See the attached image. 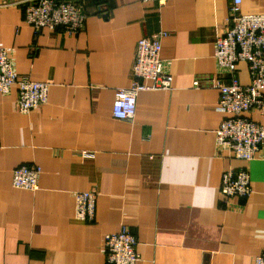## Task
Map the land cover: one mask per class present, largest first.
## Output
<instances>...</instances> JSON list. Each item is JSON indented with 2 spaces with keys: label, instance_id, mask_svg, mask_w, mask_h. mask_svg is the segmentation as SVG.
Returning a JSON list of instances; mask_svg holds the SVG:
<instances>
[{
  "label": "crops",
  "instance_id": "obj_1",
  "mask_svg": "<svg viewBox=\"0 0 264 264\" xmlns=\"http://www.w3.org/2000/svg\"><path fill=\"white\" fill-rule=\"evenodd\" d=\"M25 1L0 0V47L18 75L50 91L30 114L17 107V85L0 94V264H107L105 236L123 225L138 264H254L264 249V147L248 164L216 147L226 114L211 80L232 0H78L88 19L76 35L35 33ZM241 12L264 13V0H243ZM161 31L172 87L140 92L135 120H118L115 91L133 80L137 43ZM236 76L250 83L246 63ZM249 117L264 125L259 111ZM22 165L41 167L37 191L13 185ZM242 167L253 193L226 203L223 172ZM86 190L97 200L84 223L75 195Z\"/></svg>",
  "mask_w": 264,
  "mask_h": 264
},
{
  "label": "built area",
  "instance_id": "obj_2",
  "mask_svg": "<svg viewBox=\"0 0 264 264\" xmlns=\"http://www.w3.org/2000/svg\"><path fill=\"white\" fill-rule=\"evenodd\" d=\"M153 1L160 7L170 0ZM243 0H232L230 17L224 33L216 38L215 58L219 72L212 77L211 87L220 92L219 109L226 114L216 131L217 149H227L234 159L250 163L264 147V125L249 117L254 110L264 114V13L241 12ZM78 0H26V21L35 33L41 30H60L76 35L84 29L88 13ZM169 35L161 31L139 39L133 64V80L129 87L115 91L113 116L121 121L133 122L137 99L142 91L171 89L172 76L165 71L162 59L163 40ZM239 63L248 65L250 83L242 85L236 76ZM196 87L201 84L196 80ZM18 86L17 107L23 114L41 108L49 100L50 84L36 81L27 75H18L7 48L0 47V94H8ZM42 169L38 165H22L13 172L16 188L37 191ZM221 193L226 203L233 199H246L253 193L249 169L232 168L223 172ZM75 217L87 223L95 218L97 192L76 193ZM138 240L131 229H121L105 236L107 264H138ZM254 264H264V249Z\"/></svg>",
  "mask_w": 264,
  "mask_h": 264
}]
</instances>
